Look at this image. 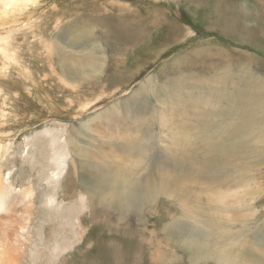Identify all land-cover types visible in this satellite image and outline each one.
I'll return each mask as SVG.
<instances>
[{
    "label": "rangeland",
    "instance_id": "rangeland-1",
    "mask_svg": "<svg viewBox=\"0 0 264 264\" xmlns=\"http://www.w3.org/2000/svg\"><path fill=\"white\" fill-rule=\"evenodd\" d=\"M53 123L97 157L100 264H264V0H0V131L45 165Z\"/></svg>",
    "mask_w": 264,
    "mask_h": 264
},
{
    "label": "bare ground",
    "instance_id": "bare-ground-1",
    "mask_svg": "<svg viewBox=\"0 0 264 264\" xmlns=\"http://www.w3.org/2000/svg\"><path fill=\"white\" fill-rule=\"evenodd\" d=\"M121 17L120 15L115 17V30L112 28L114 32L129 30L127 22ZM109 36L111 37V34ZM150 82L151 79L148 85ZM141 92L142 90L137 89L131 97H138ZM2 129L3 131H0V264H100L99 242L96 235L99 223L96 209H91L89 216L80 214L75 218L71 215L73 210L76 211L75 215L78 214V209L83 211L88 197L98 194L102 174L96 161L97 157L93 162L90 153L83 150L85 146L82 145L81 150L77 145L76 149L78 150L79 147L81 150V152L77 151L81 158L79 164L77 157L75 159L76 155H73L76 151L72 150V147H75L73 143H77L73 141L74 132H69L62 124L53 123L37 134L38 138L44 141L43 143L48 144V152L44 148V154L48 156L42 157L45 160L44 166L36 163L34 166L36 155H32V152H34L35 140L27 135L25 140L19 142L11 136V127L3 126ZM85 134L86 131L80 133L82 137ZM78 136L77 134L76 139L80 140ZM94 138L101 140V136L95 135ZM17 159L22 163H29L33 179L24 181L27 178L23 177L22 181H16L8 164ZM88 160L92 161L94 167L93 164L91 166L85 163ZM37 168H41L39 172ZM90 171L91 176H88ZM141 192V189L136 188L128 196L133 199ZM74 193L78 199L75 200L76 203L71 204ZM89 220H92L91 226L87 225ZM86 227L90 229L84 232L83 229ZM76 229L80 231V235L73 242L68 231L73 232ZM39 249L43 253L49 252V257L46 258L43 254L37 256L36 252Z\"/></svg>",
    "mask_w": 264,
    "mask_h": 264
}]
</instances>
